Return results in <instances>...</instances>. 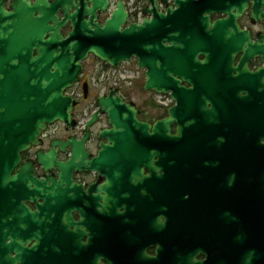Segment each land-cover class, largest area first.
Here are the masks:
<instances>
[{"label": "water", "instance_id": "obj_1", "mask_svg": "<svg viewBox=\"0 0 264 264\" xmlns=\"http://www.w3.org/2000/svg\"><path fill=\"white\" fill-rule=\"evenodd\" d=\"M146 1L151 6L144 9L148 17L123 26L127 13L121 0L104 21L99 20V14L106 10L108 0H10L8 7L7 0H0V189H43L41 184L47 180L32 177L30 162L19 163L20 153L40 143L39 135L48 124L69 122L75 100L64 91L79 80L81 61L89 53L113 67L135 55L139 66L146 69L144 89L157 93L171 90L176 103L167 108L165 117L154 123L139 120L134 104L112 97L116 89H111L108 96L97 97L98 109L86 123H94L101 113L110 126L99 131V138L106 142H100L96 157L89 159L83 149L87 132L79 141L52 142L46 154L36 152V161L49 169L54 162L53 144L60 149L71 145L69 159L58 163L56 184L65 185L60 193L84 194L68 192V187L78 186L72 182L71 172L96 170L105 181L89 189L100 206L91 209L143 227L139 247L132 246L134 242L126 235L112 241L110 255L103 246L99 254L74 258L71 264H105L101 258L108 264H220L217 251L224 249V240L231 249L237 229L240 264H264V96L249 97L256 118L251 127L242 123L227 128L218 118L226 113L220 105L226 107L229 97L208 93L188 98L182 82L168 75L180 72L171 57L174 40L186 42L194 53L210 46L225 53L221 44L230 43L224 26L230 25L235 35H243L253 45L235 22L249 0H173L175 9L166 5L167 0H160L166 5V14L157 12L154 0ZM250 8L254 19L264 17V0H253ZM213 11L228 16L211 23L208 15ZM184 15L191 20L185 36L180 29L172 34V26L159 24L171 16L179 23ZM67 23L70 29L62 36L59 28ZM157 27H167V33L158 37ZM164 41L172 43L168 46ZM260 52L264 59V46ZM257 83L264 90L260 78ZM245 137L254 140L250 155L229 150L233 139ZM217 153L222 159L216 158ZM232 153L238 157L233 158ZM57 192L59 189L52 195ZM124 202L136 205L126 207L121 205ZM19 210L20 216L10 222L45 223L30 217L25 206ZM71 210L64 209V218L70 220ZM82 218L71 223L78 228L85 222ZM18 234L22 233L15 232L9 242L7 236L0 237V264H59V254H35L39 240L34 232L16 240ZM30 239L35 243L28 248L24 243ZM154 242L159 243L156 256H149L145 248ZM126 244L128 251H121ZM166 253L170 255L164 256ZM199 253H206L205 258L197 259Z\"/></svg>", "mask_w": 264, "mask_h": 264}, {"label": "flooded vegetation", "instance_id": "obj_2", "mask_svg": "<svg viewBox=\"0 0 264 264\" xmlns=\"http://www.w3.org/2000/svg\"><path fill=\"white\" fill-rule=\"evenodd\" d=\"M32 2L34 0H31ZM52 2L53 0H48ZM118 0H108L106 10L99 14V20L104 21L115 7ZM124 9L127 13L125 25L131 23H140L148 13H145L146 6L150 3L146 0H121ZM253 0L247 2V7L235 19L239 28L238 31L246 33L249 37V45L243 35H235L234 27L225 25L224 28L226 39L230 44L222 45L223 49L227 50L218 52L214 46L209 48H201L196 53L192 51L190 45L186 42L174 40L172 45V61L180 69L177 74L173 71L169 72V76L174 77L182 82L186 88L188 98L198 97L199 95L211 93L213 95L223 97L227 96V106L221 107V112L226 111L225 114H220L218 120L221 125L227 128H233L238 124L245 123L251 127L256 118L253 116L254 103L249 100L253 95L264 96V90L259 87L257 79L260 78L264 85V59L260 48L264 46V17L254 19L252 17V9L250 8ZM10 0H7L6 6L8 7ZM157 7V12L162 14L167 13L166 5H170L173 9L176 8L173 0H167L166 5L161 3L160 0H154ZM262 10V8L260 7ZM72 10V8L70 9ZM235 12V10H233ZM59 18L62 17L60 10L56 12ZM228 16L224 11H213L208 15L209 21L213 23L216 20L224 19ZM170 17V16H169ZM168 17V18H169ZM157 20H160L157 17ZM159 24L165 26L170 25L173 27L170 33H176L180 29L184 36L191 28V20L188 16L184 15L180 18L179 23H176L173 16L168 20H161ZM69 23L59 28V33L65 36L69 31ZM158 37L161 34L167 33V27H157ZM232 40V41H229ZM172 42H165L166 45H171ZM259 46L257 48L256 46ZM90 60L99 61L102 63V71L104 78L91 82L85 80L89 73L85 72L84 62ZM82 71L79 74V80L76 81L71 87L64 91L65 95H69L75 100V104L70 110L69 122L56 120L47 125L39 135L40 143L36 146L31 145L27 150L20 153V162H30V174L35 177L37 181L47 180L41 184L43 188L41 191L38 189H31L25 191L23 189H0V237L7 236L9 242L15 232H20L15 238L20 240L22 238H29L34 232L38 237L39 246L34 251L37 256H44L46 254H59V264H71L76 259H85L92 257V255L99 254L103 246L107 248L105 254H111L112 241L122 240L126 235L131 237L135 247H139L143 238V227L139 222L127 225L122 222L121 218L111 216L110 213L104 214L103 212H96L92 207L99 208V204H95V200L90 196V190L97 184L105 181V177L98 176L96 170H77L71 172L72 182L78 186L68 187V192L72 191L83 192L76 196H66L60 193L65 189V185L56 184L59 180V161H67L71 155V145H66L60 149L57 144H53L54 162L51 163L49 169H45L42 164L36 161V152L41 150L46 154L51 149V143L54 141H79L85 138L83 142V149L88 153V158L96 157L100 147V142H106L105 138H99V131L102 128H109L105 114L98 113L97 119L94 123L86 126V123L91 118L92 114L96 112L98 106L96 105L97 97L101 95H109L111 89H116L112 97H119L125 103H133L135 109L138 111L137 118L141 121L154 123L156 120L162 119L167 115V108L174 105L176 102L171 97V90L166 93H157L155 91L145 90L143 83L145 80L146 69L139 66L138 58L132 55L129 59L122 60L116 67L111 66L105 61L100 60L93 54L89 53L87 57L81 61ZM256 79V80H255ZM254 80L253 82H251ZM135 82L140 84V91L152 92L156 97L157 102H162L163 105L148 103L144 100L141 104H136L129 97L130 92L122 90L129 88ZM129 83V84H128ZM102 87V88H101ZM102 89V90H101ZM209 90V91H208ZM191 96V97H190ZM194 99V98H192ZM199 99H194L197 102ZM152 105V106H151ZM206 107H211L207 104ZM151 108V109H150ZM156 109V110H153ZM156 112V113H150ZM86 116L82 125H79V117ZM262 114L257 116L261 118ZM176 124L172 125V132L175 130ZM237 136L238 134L235 133ZM251 138L233 139L232 146L229 150L243 151L244 154L250 155L253 150ZM264 142V140H261ZM219 151V149H218ZM233 158L238 155L232 153ZM217 159H222V155L217 153ZM19 165H17L11 174H14ZM147 171L145 170V173ZM30 182V181H29ZM31 183V182H30ZM31 187H35L31 183ZM30 187V188H31ZM59 189L55 195L53 191ZM61 189V190H60ZM19 201H14V200ZM22 203L19 205V203ZM103 205V202H100ZM121 205L129 207L136 205L133 202H124ZM20 206H25L29 211L30 217L41 218L45 223L43 225L27 223H12L11 219L20 216ZM71 208L69 212L70 220L64 218V209ZM122 210V209H120ZM84 216L83 224L76 228L72 223H78ZM72 222V223H71ZM88 223V224H87ZM264 224V223H262ZM25 229L22 230L21 228ZM79 230H84L82 234ZM129 230V234L127 231ZM80 242L81 246L74 241ZM93 241V242H92ZM95 241H99L96 243ZM35 243V239H30L28 243H24L26 247H31ZM224 249L217 251L220 257V264H240L239 258V230H235L232 236L231 249H228V242H222ZM159 246L158 242L147 245L145 253L149 256H156V248ZM129 245L126 244L121 247V251H128ZM134 252V251H133ZM13 255V252L10 253ZM115 254V253H114ZM166 253L164 256H168ZM206 253H199L196 258L204 259ZM102 263L108 264L103 258L100 259ZM85 264V263H82Z\"/></svg>", "mask_w": 264, "mask_h": 264}, {"label": "rangeland", "instance_id": "obj_3", "mask_svg": "<svg viewBox=\"0 0 264 264\" xmlns=\"http://www.w3.org/2000/svg\"><path fill=\"white\" fill-rule=\"evenodd\" d=\"M84 69L88 77L85 80H90L92 83L95 82V80H98L100 78H104V73L102 71V63L99 61H93L90 62V60H87L84 62ZM102 88V87H101ZM102 90V89H101ZM122 90H127L130 92L129 97L130 99L133 100L136 104H141V102L144 100L145 102L151 103L153 102L154 104H160L163 105L162 102H157L156 97L152 92H145V91H140V84L138 82H135L132 86L129 88H124ZM151 109V108H150ZM156 110V109H153ZM150 113H156V112H151ZM86 116L79 117V125H82V123L85 121Z\"/></svg>", "mask_w": 264, "mask_h": 264}, {"label": "trees", "instance_id": "obj_4", "mask_svg": "<svg viewBox=\"0 0 264 264\" xmlns=\"http://www.w3.org/2000/svg\"><path fill=\"white\" fill-rule=\"evenodd\" d=\"M152 106V105H151Z\"/></svg>", "mask_w": 264, "mask_h": 264}]
</instances>
